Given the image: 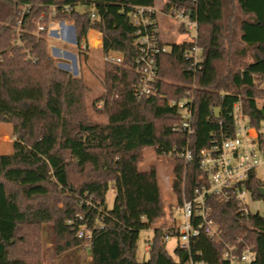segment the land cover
<instances>
[{
  "label": "trees",
  "instance_id": "1",
  "mask_svg": "<svg viewBox=\"0 0 264 264\" xmlns=\"http://www.w3.org/2000/svg\"><path fill=\"white\" fill-rule=\"evenodd\" d=\"M156 1L0 0V124L12 125L15 139L13 153L0 155V264H41L39 234L47 224L59 253L88 244L92 264H186L191 256L225 264L223 245L204 235L190 251L176 248L171 255L164 228L154 230L148 259L137 261L140 233L165 216L157 172L139 164L149 147L174 159L172 189L181 207L183 194L192 198L200 182V151L221 123L232 125L234 105L241 102L253 125L264 121V0H163L167 11H190L197 21L202 61L193 67L187 57L191 40L162 42L168 51L156 58L158 95L138 100L134 65L144 28L130 13ZM78 6L92 11L81 14ZM49 19L72 21L78 46L90 31L99 32L102 52L122 56L121 65L106 63L107 96L90 98L84 79L57 67L48 50ZM36 20L45 26L38 34ZM189 93L190 137L173 132L181 116L167 104ZM10 136L0 126L1 154ZM187 148L189 164L180 156ZM246 184L252 200H264L255 172ZM111 189L116 196L109 208ZM212 206L223 240L245 239L255 247L256 264H264V218L243 216L233 203L213 200ZM81 226L87 238L78 236Z\"/></svg>",
  "mask_w": 264,
  "mask_h": 264
},
{
  "label": "built area",
  "instance_id": "2",
  "mask_svg": "<svg viewBox=\"0 0 264 264\" xmlns=\"http://www.w3.org/2000/svg\"><path fill=\"white\" fill-rule=\"evenodd\" d=\"M53 10L55 12V9ZM67 10L71 11V7ZM168 12L193 32L191 41L194 47L187 57L193 61V67H197L202 61V49L198 45L197 21L191 18L190 11ZM156 13V6H138L130 13L132 22L144 28V34L138 41L139 54L134 65V71L140 76V81L133 90L138 100L144 97H157L158 91L154 85L158 70L156 58L159 54L168 51L167 47H161ZM91 18L94 19L95 15L92 14ZM36 24L40 25L39 22ZM88 46L87 42L81 45L85 50ZM105 61L109 64L121 65L123 58L118 54L107 55ZM167 104L169 107H176L181 116L173 126V132L190 137L194 132L191 94L180 100H169ZM232 117V125L228 129H223L221 123V129L212 133V144L200 151L202 172L200 182L194 189L192 198L188 199L184 195L180 207L182 219L176 218L173 225L163 230V240L169 243L172 239H176L177 248L190 251L192 241L204 235L213 242L223 245L222 259L225 264H256L255 247L241 238L231 242L224 241L221 227L213 218V200L220 204H236L239 213L243 216L252 214L248 204L252 196L246 182L250 174L256 172V169L264 163V121L259 126L253 125L244 112L241 102L234 105ZM180 156L186 164L192 161V153L188 148L180 153ZM78 236L88 237L86 226L80 227ZM149 248L150 243L147 245V252ZM186 264H206V262L191 256Z\"/></svg>",
  "mask_w": 264,
  "mask_h": 264
},
{
  "label": "rangeland",
  "instance_id": "3",
  "mask_svg": "<svg viewBox=\"0 0 264 264\" xmlns=\"http://www.w3.org/2000/svg\"><path fill=\"white\" fill-rule=\"evenodd\" d=\"M155 6L157 8L156 18L159 26L161 42L180 44L192 39L193 32L189 31L186 28V25L174 15L169 14L165 9L163 0H157ZM76 10L83 14L92 11V8L89 6H78L76 7ZM21 22L22 21L20 20L16 23V28L21 25ZM37 22L38 20H36L34 24ZM62 22L74 26L72 21L67 20ZM60 23V20L49 19L48 33L46 37L49 53L56 60L57 67L70 72L75 77L84 79L91 89L90 98H98L101 95L107 96L108 83L105 78V71L108 66L105 61L107 55L101 50L102 35L99 32L90 31L86 40L87 45L89 46L87 50H85L77 45L76 34L73 29H70L65 35L60 34ZM37 27L38 29L36 33L38 34L45 26L43 23H40ZM17 32L19 31L17 30ZM108 55H114V53ZM9 132L11 135L10 148L13 149L15 139L13 131L9 129ZM175 166L176 164L173 158L158 154L155 148L149 147L143 152V158L139 164V169L141 171H149L151 169L156 170L165 208V216L153 224L150 229L140 233L136 256V259L139 262H144L148 259V254L145 249L153 240L154 230L156 228L168 229L173 225L175 219L182 215L181 208L178 207V199L172 189ZM256 176L263 184L264 163L256 169ZM107 204L109 208H112L114 205V195L111 191H109L107 195ZM248 204L253 215H259L264 218V200H252L249 198ZM64 206L63 202L59 204V208L61 209ZM180 219H182V217ZM39 237V242L42 247L40 255L41 264H92L88 244L59 253L57 251L59 244L52 224L45 225L41 230ZM177 247L178 243L176 239H172L167 244V250L171 255H173Z\"/></svg>",
  "mask_w": 264,
  "mask_h": 264
},
{
  "label": "crops",
  "instance_id": "4",
  "mask_svg": "<svg viewBox=\"0 0 264 264\" xmlns=\"http://www.w3.org/2000/svg\"><path fill=\"white\" fill-rule=\"evenodd\" d=\"M60 25H61V27H60V29H59V32H60V34L61 35H65L70 29L72 30H74L75 31V28H74V26H70V25H67L66 24V22H61L60 23ZM58 32V31H57ZM69 54V53H68ZM0 126H3V127H9V129L11 128V131H13V127H12V125H10V124H0ZM13 153V149L12 148H9L8 149V152H6L5 154H1L0 153V155H9V154H12ZM256 173V172H255ZM111 192H112V194L114 195V200H115V196H116V192H115V190L114 189H111L110 190ZM108 205V204H107ZM109 207V206H108ZM146 249H147V246H146ZM145 249V250H146ZM146 253L148 254V252H147V250H146Z\"/></svg>",
  "mask_w": 264,
  "mask_h": 264
},
{
  "label": "water",
  "instance_id": "5",
  "mask_svg": "<svg viewBox=\"0 0 264 264\" xmlns=\"http://www.w3.org/2000/svg\"><path fill=\"white\" fill-rule=\"evenodd\" d=\"M220 112H221L220 108L215 109V117L216 118H220ZM260 193L264 197V187L260 189Z\"/></svg>",
  "mask_w": 264,
  "mask_h": 264
}]
</instances>
